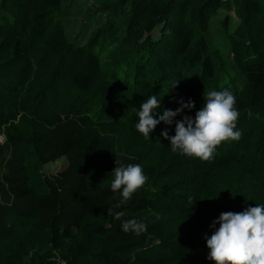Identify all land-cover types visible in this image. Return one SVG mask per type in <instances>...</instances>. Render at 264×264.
Returning a JSON list of instances; mask_svg holds the SVG:
<instances>
[{
	"label": "trees",
	"instance_id": "trees-1",
	"mask_svg": "<svg viewBox=\"0 0 264 264\" xmlns=\"http://www.w3.org/2000/svg\"><path fill=\"white\" fill-rule=\"evenodd\" d=\"M155 1L161 7L160 22L165 25L164 40L156 38V45L166 51L172 50L175 61L170 69L178 67L175 72L178 79L168 80L163 91L179 94L192 76H200L204 82H209L208 90L227 88L237 100L236 130L242 136L254 114L264 108V0H244L243 3L261 21V45L257 47L250 42V31L239 24L231 34L232 68L237 75L236 78L229 76L230 81L219 86L214 84L217 63L203 31L212 16L227 6V0ZM26 2L30 3L27 11L31 10L27 26L14 23L13 17L3 18L4 6L14 4L18 8ZM121 2V7L131 3L140 11L138 26L150 27L143 14L146 7L142 0ZM62 9V0H0V99L11 108L23 107L24 112L13 122L18 129L17 135L10 133L9 138L30 148V156L24 162L7 169L1 187L21 203L18 216L27 223L33 236L47 240L52 253L41 257L39 264H81L75 260V250L68 243L76 238L97 249L91 252L92 262L85 260L83 264H215L207 259L210 250L205 235L214 232L210 225L223 211L213 203L202 210L200 222L196 223L197 237L189 244H185L166 223L164 213L170 211V204L165 202L168 176L155 163L146 162L149 139L135 129L139 121L136 112L126 113L124 119H117V114L111 112L106 118L97 114V102L87 111L76 108L73 112H58L67 82L79 92L92 95L102 89L104 68L101 61L116 49L111 42L98 46L95 40L98 36L91 44L79 45L71 41L59 16ZM7 21L15 28L7 27ZM228 24L226 18L223 26L227 28ZM121 29L130 28L122 25ZM104 38L105 35H101L100 40ZM146 53L143 49L141 54L146 57L149 55ZM158 60L164 61L160 56ZM157 71L158 68L150 73L146 68L144 76L148 75L150 79ZM126 76L127 68H119L112 74L117 83L124 82ZM41 77L45 80L42 87L34 88L27 83L28 92L34 89L30 98L18 87L24 98L19 91L15 94L7 92L17 82L41 80ZM223 77L222 74L220 78ZM240 81L246 85V96L238 91L236 85ZM152 83L153 80L147 84L141 82L130 93L136 100H141L149 95L148 84ZM200 98L199 109L205 103L204 97ZM3 102L0 118L8 122L11 117L3 111ZM173 107L176 110L180 106ZM100 108L104 109V106ZM89 111L93 112L92 116ZM159 125L160 129L171 131L175 123L161 122ZM240 148L244 160H256L264 188V132L255 137L245 136ZM61 157L68 159L65 168L52 174L42 172L45 164ZM117 158L124 164H140L149 178L131 202L121 207H116L121 200L120 193L111 190ZM241 173L238 165H228L219 169L218 176L225 185L235 181L236 176L240 179ZM109 208L121 213V218L110 215ZM131 219L144 223L147 230L140 235L124 232L122 222ZM16 233L15 227L0 233V259L1 254L11 249Z\"/></svg>",
	"mask_w": 264,
	"mask_h": 264
},
{
	"label": "rangeland",
	"instance_id": "rangeland-1",
	"mask_svg": "<svg viewBox=\"0 0 264 264\" xmlns=\"http://www.w3.org/2000/svg\"><path fill=\"white\" fill-rule=\"evenodd\" d=\"M142 1L146 7L143 12L146 16V23L149 21L150 24L148 29H146V25H137L140 11L135 10V6L133 4L131 6V3L121 7V0H62L63 9L59 16L64 23L67 37L71 41L78 42L79 45L91 44L92 40L98 36L95 39L98 46L111 42V45H116V49L101 61L104 68L102 89L99 88L92 95L88 92H79L71 82H67L58 112H73L76 108L87 111L90 105L97 102V108H99L97 114L105 115L107 118V114L112 112L117 114V119H124L126 113L132 111L138 113L141 103L147 97L156 95L161 100V107L155 113L157 119L165 109L174 110L173 106L176 104L181 106L179 103L181 99L185 102L188 100L195 102L194 109L184 110L185 114L195 116V112L199 110L200 97L203 96L204 91L209 89V82H204L200 76H192L179 94L170 95L163 91L168 80L178 79L175 75L178 67L170 69L173 65L172 62L175 61L172 50L166 51L164 47L156 45V38L164 40L165 25L160 22V5L155 0ZM69 2H72L71 5L68 4ZM227 3V6L220 8L212 16L211 22L203 31L208 38L210 50L217 63L214 81L217 86L229 82V76L236 78V71L232 68L234 59L231 49V34L239 24L244 25L250 31V42L257 47L261 45L259 33L262 24L260 19L247 10L243 5L244 0H227ZM137 4L140 6V3ZM29 6V2L23 3L18 8L14 4H7L4 6L5 13L2 16L4 19L13 17L14 23L19 22L27 26L31 14V10L27 11ZM131 18L133 20L130 22ZM226 18L229 20L227 28L223 26ZM6 24L7 27L15 28V25L10 21H7ZM122 25L130 29H121ZM101 35H105L103 40H100ZM143 49L147 50L148 56L145 57L144 54H141ZM158 56L164 61H159ZM119 68L121 70L127 68L126 79L121 83L114 82L112 78L113 71L115 72ZM146 68L150 73L157 68L158 71L149 79L148 75L144 76ZM222 74L224 77L220 78ZM150 80H153V83L148 84L149 95L141 100H136L130 91H133L134 87L141 82L147 84ZM29 82V86L34 88L42 87L45 84L42 77L41 80L35 78L32 81L17 82L13 88L7 89V92L15 94L16 91L21 90L23 93H27L30 98V94L34 95V89H29V92L26 90ZM236 86L240 94L246 96L245 83L240 81ZM20 94L24 98V94L21 92ZM2 102L3 100L0 99V105ZM3 104L5 105L3 111L11 118L8 122L1 121L0 118V233L9 231L13 227L17 233L9 252L1 254L0 264H39L41 257L48 254L50 256L52 253L47 240L45 237L33 236L27 223L18 216L22 207L21 203L3 191L1 187L3 175L7 169L11 165L21 164L26 157L30 156L28 153L30 148L26 144L11 141L9 138L10 133L17 135L15 131L18 129L13 122H15V117L22 115L23 107L14 106L15 108H11L6 101ZM101 106H104V109L100 108ZM88 113L93 115L92 111ZM174 119H182V114ZM262 131L264 132V108L254 114L251 124L238 141L223 143L217 148L214 159L206 162L172 152L170 140L162 135L163 130L160 129L159 124L150 134L146 162L155 163L168 176L169 189L165 202L170 204V211L164 213L165 221L185 244H189L197 237L198 226L196 223L200 222L201 212L209 204H216L223 212H241L248 206L254 207L256 204L264 203L262 175L256 169V160H244L240 148L245 136L255 137V134ZM168 132L169 136L175 135V125ZM67 164V157H61L45 164L42 167V172L52 174L65 168ZM228 165H238L242 172L239 175L241 178L237 179L236 176L233 178L235 181H229L228 184L222 185L218 171L221 167ZM68 243L75 250L74 258L77 262L81 264L85 260L92 262L91 252L97 250L94 245L84 242L81 238L70 240Z\"/></svg>",
	"mask_w": 264,
	"mask_h": 264
},
{
	"label": "clouds",
	"instance_id": "clouds-1",
	"mask_svg": "<svg viewBox=\"0 0 264 264\" xmlns=\"http://www.w3.org/2000/svg\"><path fill=\"white\" fill-rule=\"evenodd\" d=\"M203 97L205 103L194 117L185 114L184 110L194 109L195 102L181 99L179 108L165 109L157 119L155 113L161 107V100L151 95L140 105L135 129L145 139H150V134L161 122L167 125L175 123V135L169 136L167 129L162 132L170 140L172 152L210 161L220 145L240 139L241 132L236 130L239 112L236 97L227 88L204 91ZM181 114L182 119L174 120ZM116 165L112 171L111 190L120 193L121 200L116 207H121L131 202L133 195L145 187L149 178L138 163L124 164L117 158ZM108 213L116 219L122 215L112 208ZM210 227L215 230L210 236L205 235L210 250L207 259L215 264H264V203L248 206L241 212H222ZM122 230L140 235L147 228L144 223L131 219L122 222Z\"/></svg>",
	"mask_w": 264,
	"mask_h": 264
}]
</instances>
